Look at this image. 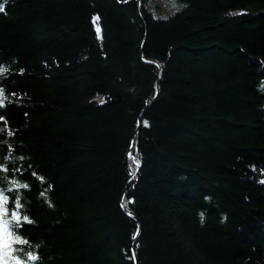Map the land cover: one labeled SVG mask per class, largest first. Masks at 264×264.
Instances as JSON below:
<instances>
[{"label": "trees", "instance_id": "trees-1", "mask_svg": "<svg viewBox=\"0 0 264 264\" xmlns=\"http://www.w3.org/2000/svg\"><path fill=\"white\" fill-rule=\"evenodd\" d=\"M2 2L27 264H264V0Z\"/></svg>", "mask_w": 264, "mask_h": 264}, {"label": "snow or ice", "instance_id": "snow-or-ice-1", "mask_svg": "<svg viewBox=\"0 0 264 264\" xmlns=\"http://www.w3.org/2000/svg\"><path fill=\"white\" fill-rule=\"evenodd\" d=\"M3 2L0 0V12H3ZM99 17L96 16L93 18V23L97 25L96 32L99 35L101 30L98 26ZM8 71L3 65H0V76H3L4 73ZM12 95H15L14 93ZM8 99L4 94V89L0 87V108H3L5 105V101ZM3 118L0 117V120ZM6 123V122H5ZM139 124V122H138ZM143 125L148 127V122L143 121ZM0 131H3L0 129ZM12 133H7V135H11ZM3 143V142H0ZM129 157L135 162L136 168H139V161L136 160L134 156H132L131 152L129 153ZM11 154H9L8 159H11ZM19 159H24L23 157H19ZM131 168V165L129 166ZM8 168L0 162V173H6ZM20 171L19 168L13 167V172ZM130 175L133 173L130 172ZM264 183V181H261ZM29 186L27 183H20L16 179H10L6 175H0V264H27L28 261H37L39 257L37 255L32 254L31 251L26 250L24 247H18L22 245H28L31 248V245L28 239L24 238L21 229L25 224H32L33 221L29 218L27 214V208L25 205L28 203L25 201L21 203V195L19 193V189H27ZM9 193H14V197L12 199V210L9 213V209L7 207L9 203ZM45 193L41 192V196ZM49 206L53 205L49 201ZM121 207H125L124 204H121ZM23 210V212H22ZM201 222H203L204 214L201 213ZM136 235H139V228H137ZM135 240V236L133 237ZM135 253H133V257Z\"/></svg>", "mask_w": 264, "mask_h": 264}, {"label": "water", "instance_id": "water-1", "mask_svg": "<svg viewBox=\"0 0 264 264\" xmlns=\"http://www.w3.org/2000/svg\"><path fill=\"white\" fill-rule=\"evenodd\" d=\"M124 208H125V210H127L128 214L131 217H133L134 219H137L136 216H135V214L127 206H125ZM139 227H140V225H139ZM134 253H135V258H136V252L134 251ZM136 263H137V261H136Z\"/></svg>", "mask_w": 264, "mask_h": 264}, {"label": "rangeland", "instance_id": "rangeland-1", "mask_svg": "<svg viewBox=\"0 0 264 264\" xmlns=\"http://www.w3.org/2000/svg\"><path fill=\"white\" fill-rule=\"evenodd\" d=\"M164 8L167 9L166 6H165ZM131 228H132V227H131ZM131 228H125V230H127V232H130V231H131ZM123 230H124V229H123ZM133 230H134V229H133ZM133 230H132V231H133ZM132 231H131V232H132Z\"/></svg>", "mask_w": 264, "mask_h": 264}]
</instances>
